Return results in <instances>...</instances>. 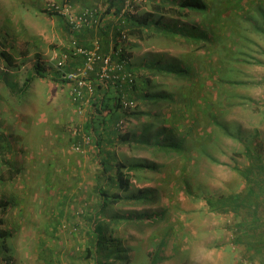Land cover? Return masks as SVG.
I'll use <instances>...</instances> for the list:
<instances>
[{
	"label": "rangeland",
	"instance_id": "1",
	"mask_svg": "<svg viewBox=\"0 0 264 264\" xmlns=\"http://www.w3.org/2000/svg\"><path fill=\"white\" fill-rule=\"evenodd\" d=\"M201 1L209 8L206 13L191 12L187 18L167 15L163 22L179 29L197 28L194 35L202 31L206 49L196 51L195 45L154 36L147 41L130 38L127 52L136 67L142 62L173 61L179 69L188 65L180 55L195 52L189 57L197 67V79L204 80L202 94H215L222 107L211 113L213 121L192 132L184 154L108 144L118 162L146 166L130 173L131 187L124 192L102 177L94 137L90 135V144L83 145L81 137L74 134L75 129L85 133L92 110L90 107L79 113L69 86L60 81L61 72L55 66V58L71 51L75 43H91L95 33L74 34L66 29L62 18L44 12L49 3L65 0H41L31 21L39 46L34 57L48 68L52 106H30L29 125L41 134L31 129L29 133L14 130L20 138L9 145V160L4 159L0 148V176L5 177L0 178V204L4 207L1 231L8 233L0 241L14 264H256L246 258L247 245L242 250L241 244L246 242L238 244L235 240L244 236L237 231V222L254 220V215L243 210L236 216L232 207L228 213L215 210L209 200L244 195L250 181L242 171L246 172L255 156H264V0ZM92 6L102 9L104 2L82 0L75 11ZM135 9L142 13L151 8L147 0H141ZM156 80L169 85L164 89L177 92L178 84L186 82L160 76ZM233 81L237 84L232 85ZM31 91L24 93L29 100L34 99ZM184 92L189 95L187 88L180 90V94ZM200 100L193 107L186 98L187 114L181 115L177 124L183 134L190 128L189 113L206 108ZM145 110L161 117L148 118L140 113ZM136 112L140 114L129 119L122 134L141 136L145 124L153 122L151 136L177 123L165 122L169 108L150 110L140 104ZM1 116L2 120H12ZM48 125L53 143L59 137L67 150L60 162L53 160L54 147L44 137ZM5 133L0 127V146L7 145ZM79 145L82 150L78 151ZM108 175L114 178V170ZM100 182L109 197L103 212L97 191ZM113 194H119L121 200L113 202ZM258 198V192L252 190V203ZM98 225L110 241L100 249L96 245Z\"/></svg>",
	"mask_w": 264,
	"mask_h": 264
},
{
	"label": "trees",
	"instance_id": "2",
	"mask_svg": "<svg viewBox=\"0 0 264 264\" xmlns=\"http://www.w3.org/2000/svg\"><path fill=\"white\" fill-rule=\"evenodd\" d=\"M79 1L82 2V0H70V4L73 6L74 10L76 9L74 4L79 3ZM120 1L121 0H103L104 7L102 9L99 7H90L97 8L102 22L97 29H86L84 32L91 34L95 33V38L100 40V52L102 55L110 54V52H112V43L117 39L122 30L127 33L129 38L147 41L154 36H161L167 37L171 40H176L180 43H185L187 45H195L194 49L196 51L206 49L205 47H207V45L203 44L205 36L202 35V31H198L199 33L194 35L193 33L197 31V28L192 27L179 29L174 24L168 25L163 22L167 15H176L179 18H187L191 12L202 11L206 13L209 8L201 0H147L151 8L150 11H144L142 13L138 12L139 14L136 12L135 14L128 15L126 17H121L120 15L121 9L123 7V2ZM44 12L62 18L65 22L66 29L68 28L69 31L74 33L62 15H59L57 12H50L47 10V8L44 9ZM109 19H111V21H109ZM107 22L111 24H108ZM94 30L97 32H94ZM93 40L88 45L85 43H78L77 45L82 47H91ZM127 49L128 47L125 49L121 59L129 60V62L125 65V69L126 71L133 73L135 76V90L134 92H131V96L128 94V97L130 99H134L137 102L136 108L133 110H128V108L124 107L122 104L121 97L124 94L123 92L125 89L122 92L123 88L120 86V82H114L113 84H107L104 86L98 82L96 73L100 67H96L95 71L90 74V77L95 82L97 96L91 100L92 117L84 126L85 133L88 136L92 135L94 137V142L96 144L100 158L99 164L103 171L102 177H106L104 180L107 182L111 181L114 187L124 192L128 191L131 187L130 173L145 168L146 166L142 163L127 165L126 163L118 162V160L115 158V154L111 153L107 149L108 144L111 146L129 145L130 147H153V149H162L170 154H184L187 148V143L190 141L192 132H194L198 127L202 126L203 123L206 122L207 125V121H213L214 116H210L211 113L218 111L220 107H222L219 97H216L215 94H202L204 89L202 86L205 85L204 80L203 78H201L202 80H200V78L197 79V67L193 64V57H189L190 54L195 52H191L189 55H180V57L186 60L189 66L185 64L187 66L179 69L177 63H174L173 61L168 64H163L162 61L142 62L136 67L134 64H131ZM4 55L5 58L9 60V56L7 54ZM74 67L75 64L72 68H69V70L73 69ZM39 71L40 65L37 64V72ZM158 76L169 78L172 81H181L185 79L187 83H179L178 87L176 88L178 92L175 90H166L164 88L168 87L169 85L156 80ZM32 79L33 77H30L29 81ZM60 81L66 83L62 79ZM231 83L232 85L237 84L234 81ZM186 88L189 92V95H187L188 93L186 94V92L180 94V90ZM98 90L101 91L99 92ZM186 98L190 100L191 104H193V107L196 105L197 101L201 99L200 101H202V107L206 106V108L202 109L201 112L199 111L198 113L195 111L196 113L194 112V115L191 114V112L189 113L190 128L184 129L186 130V133L183 134L181 131H179L177 124L180 116H185L187 114L186 108L188 105L185 103ZM140 104L148 105L150 110L157 108L159 111H161L165 108H169L171 113L169 114V117L165 118V122L171 125L175 122V120H177V123L173 124L172 128L157 130L151 136L148 134H150V132H152L153 128L155 127L153 122H148L145 124L141 136H135L134 133L122 134V131L118 127L120 120H124L126 123H129V119L131 120L132 117H135V115H139L140 113H143V115L147 116L148 118L153 117L158 119L161 117L159 113L151 114V112H148V110H145V112L142 111L140 113L136 112V109ZM215 123L218 124V128H222L223 130L227 131L220 123ZM206 125L204 124L205 129ZM228 135H232V133H229ZM80 137L81 136L79 135L78 138ZM248 153L250 154L249 151ZM256 163L258 162L256 161ZM260 165L261 167H264L262 162H260ZM251 167L252 166H249L244 173L242 171V174L248 178V182L250 181V183L252 182L255 186H257L259 181L258 179L261 178H258L257 173L254 174V169ZM112 170H114V178H111V176L108 175ZM238 171L241 172L239 168ZM8 173L10 178H13L14 173L11 171ZM0 178L2 180L5 179L4 175H1ZM103 184L104 183L101 182L97 184L98 194L102 197L103 201L101 210L102 212L106 208L109 200L108 193L102 187ZM251 191L247 192L245 198L244 195L237 194L235 197H231L229 199L226 198V200H209V204L215 210L222 209L225 213H228L231 211L230 209L233 208L232 210L235 209L236 216H238V213L243 210L248 211V213L251 214L255 212L257 208H259V206H256L255 203H253V210L248 206L252 203V200L250 199ZM111 197L113 202L121 200V196L119 194H113ZM241 224H244V222H240L238 225L241 226ZM95 233L97 236L96 245L99 247V249L103 248L105 245L107 246L108 243L110 244V241L105 237L106 235L104 232H102L101 226L98 225L95 228ZM7 235V232H0V237L7 238ZM113 243H116L115 245L113 244L114 246L117 245L116 241Z\"/></svg>",
	"mask_w": 264,
	"mask_h": 264
},
{
	"label": "crops",
	"instance_id": "3",
	"mask_svg": "<svg viewBox=\"0 0 264 264\" xmlns=\"http://www.w3.org/2000/svg\"><path fill=\"white\" fill-rule=\"evenodd\" d=\"M40 2L41 0H0V127L6 131L8 140L7 145L0 146V148H3L5 152L4 159L6 161L11 158L9 145L15 144L20 138L14 134V130H24L29 133L31 129L32 132L35 130V133L41 134L33 125H29L27 112L30 106L40 108L43 103H48V109L52 106V93L49 85L51 78L48 68L34 57L36 56L35 49L39 46L34 38L31 21H34L37 15ZM74 5L77 8V4ZM83 43L90 44L88 40H84ZM4 54L9 56V60L5 58ZM75 63L71 62L68 67L72 68ZM37 64L40 65L39 72H37ZM30 77H33L31 81H29ZM31 89L34 99L29 100L28 95ZM24 93H28V95ZM1 114L5 117L12 114L10 116L12 120H2ZM26 125L28 129L25 128ZM50 126H46L45 134H47L44 137L47 138L46 141L51 145L50 147H54L51 151L53 160L60 162L65 158L67 150L63 147V140L59 137L54 143L50 139ZM263 157L255 156L251 165L254 174L257 173L258 178H261L258 179V185L255 186L254 183H250L248 190L244 192V198L250 189L258 192L259 201L255 205L259 208L253 213L250 212L254 215V220L248 218L241 226L237 222V231L244 236H236L235 238L238 244H241L242 241L246 242V244H241L242 250L247 245L246 258L253 260L256 264H264V167L260 165V162L264 165ZM255 161L258 163L253 164ZM253 205L251 203L248 206L253 210Z\"/></svg>",
	"mask_w": 264,
	"mask_h": 264
},
{
	"label": "built area",
	"instance_id": "4",
	"mask_svg": "<svg viewBox=\"0 0 264 264\" xmlns=\"http://www.w3.org/2000/svg\"><path fill=\"white\" fill-rule=\"evenodd\" d=\"M123 7L121 9V17L133 15L136 13L135 4L141 0H121ZM47 10L50 12H57L62 15L70 29L74 33L84 32L86 29L98 28L101 24L99 11L97 8H85L81 11H75L70 4V0H65L64 3L51 2L47 5ZM98 38H95L91 47H82L75 43V46L70 51L55 58V66L61 72V79L67 83L70 90V96L76 106H78L79 113L91 107L92 98L97 96V89L94 80L90 74L95 71L96 67H100L96 73L97 80L102 86L120 82L124 94L121 97L122 104L128 110H133L137 106L134 99H130L128 94L134 92L136 85L135 76L133 73L126 71L125 65L129 62L128 59H121V56L127 48L130 41L127 33L122 30L117 39L112 43V52L110 54L102 55L101 44ZM75 63V67L71 70L65 68L71 61ZM131 96V95H130ZM127 123L120 120L118 127L123 132ZM74 134L81 136L83 145H88L91 138L82 133V130L75 129ZM76 150H82V146L76 147ZM4 208L0 204V231L3 228ZM0 264H14V261L8 257L4 252V247L0 241Z\"/></svg>",
	"mask_w": 264,
	"mask_h": 264
}]
</instances>
